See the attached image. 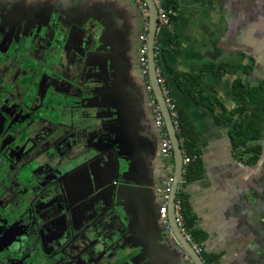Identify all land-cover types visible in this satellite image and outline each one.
Masks as SVG:
<instances>
[{"label": "crops", "instance_id": "crops-1", "mask_svg": "<svg viewBox=\"0 0 264 264\" xmlns=\"http://www.w3.org/2000/svg\"><path fill=\"white\" fill-rule=\"evenodd\" d=\"M143 1L0 0V57L43 63L17 91L35 92L58 108L66 132L59 154L51 149L46 166L39 158L35 176L26 173L20 205L23 224L30 223L32 209L37 216L28 244L38 238L53 258L84 245L85 252L73 257L80 264H192L161 221L160 191L175 173V156L168 162L161 154L158 102L140 64V37L149 31ZM154 2L169 7L168 0ZM178 5L177 22L159 27L156 46L174 50L168 29L181 43L178 61L162 59L161 70L196 151L178 192L185 233L203 249L204 262L205 256L210 264H264V136L248 143L262 147L258 157H244L229 133L240 117L228 126V112L238 107L233 82L264 86V0ZM212 64L253 70L223 77L207 72L203 93L194 96L182 88L184 75ZM15 84L0 81V88Z\"/></svg>", "mask_w": 264, "mask_h": 264}, {"label": "flooded vegetation", "instance_id": "flooded-vegetation-1", "mask_svg": "<svg viewBox=\"0 0 264 264\" xmlns=\"http://www.w3.org/2000/svg\"><path fill=\"white\" fill-rule=\"evenodd\" d=\"M10 56L14 66L8 64L6 57L0 62V81L16 83L12 90L0 88V264H80L73 257L85 252L84 245H78L77 250L66 247L57 254L56 259L53 258L56 253H49L38 238L34 239L32 246L28 244L27 240L33 239L29 234L36 229L37 216L32 209L30 221L27 222L30 223L23 224L26 210L21 209L20 205L24 201V183L28 180L25 175L32 177L35 164L30 162L32 159L27 154H22V150L24 147L26 150L33 147L36 151L40 147L42 151L48 148L51 137L46 131H40L41 126L37 121L53 109L45 105L37 93L31 92L25 96L17 91L21 81L31 82L33 75L38 74L42 61L21 58L16 54ZM3 66L10 68L5 70Z\"/></svg>", "mask_w": 264, "mask_h": 264}, {"label": "trees", "instance_id": "trees-1", "mask_svg": "<svg viewBox=\"0 0 264 264\" xmlns=\"http://www.w3.org/2000/svg\"><path fill=\"white\" fill-rule=\"evenodd\" d=\"M168 15L171 19V23H176L178 20V0H168ZM167 36L172 46L174 47L173 51H165L161 50L160 57L157 58L158 66L161 68L162 59L168 65H171L178 61L180 57V47L181 43L176 33H173L171 30H167ZM159 48V45H157ZM253 70V66H243V65H232V64H219V65H206L203 67L202 72L198 75H184L186 81L182 83V88L185 91L190 92L191 95L194 96L195 92L203 93L204 88L202 87V81L205 73H213L219 77H223L226 74H237L239 72L250 73ZM234 88V97L237 100L238 107H236L231 112H228V126H231L234 122L233 116L238 115L240 120L236 123L233 128L229 131L230 138L232 141V145L234 149L239 150L242 155L251 152H255L254 156L258 157V155L262 152L261 146L249 147L248 143L251 141H258L263 138L264 131V86L260 85L257 87H253L249 84H246L241 78H237L233 82ZM179 115V125L180 132L179 138L183 139L182 145L186 149L188 156L191 154H195L196 151L193 150V146L189 141L191 138V134L186 130L185 127V119L183 117V113L178 110ZM253 159H244V162L249 163L253 162ZM189 171V170H188ZM188 176H189V172ZM189 178V177H187ZM178 199L182 200V206L184 208L183 198L179 194ZM183 217L186 216V213L183 212ZM186 230L188 229L187 223ZM206 264H210L213 260L204 256Z\"/></svg>", "mask_w": 264, "mask_h": 264}, {"label": "water", "instance_id": "water-1", "mask_svg": "<svg viewBox=\"0 0 264 264\" xmlns=\"http://www.w3.org/2000/svg\"><path fill=\"white\" fill-rule=\"evenodd\" d=\"M148 4L149 8V31H148V60H149V76L151 80V86L153 88L154 95H156L157 102L161 108L163 113L167 130L169 132V136L172 140L173 151L175 156V173H174V181L172 184L170 197H169V214H168V224H170V228L172 229L177 241L181 245L182 249L186 252V254L190 257V259L195 264H206L204 262L201 255H199L193 248V245L188 241L185 237L183 232L181 231L180 226L175 222L176 220V199L178 197V192L180 188V183L183 181L184 177V154L182 150V144L180 142V138L178 132L175 128L174 121L170 114V111L167 107L164 95H162L161 86L158 84V76H157V59H156V36L158 29L160 27V20H159V12L160 9L154 2V0H145ZM90 66L88 65V70ZM82 79V77H81ZM87 79V78H86ZM88 80V79H87ZM87 83V81L85 80ZM77 88V87H76ZM56 90V89H55ZM57 91V90H56ZM56 93V92H54ZM58 108L53 110L50 113L43 114L41 118L37 121V124H40L41 130L46 131L48 136L51 137V143L46 150L42 151L40 147L37 151L33 149V147L28 148L27 150L25 147L22 150V154L28 155L29 158L32 159L34 164L38 163V159H44L45 166L48 164L49 155L48 154L51 149H54V152L59 154L58 148L64 144V137L66 135L65 129L63 128V118L62 114H59ZM47 115L49 116L47 118ZM58 115V116H57ZM42 133H39V135ZM43 135V134H42ZM35 172V171H34ZM32 173V177L35 176V173Z\"/></svg>", "mask_w": 264, "mask_h": 264}, {"label": "built area", "instance_id": "built-area-1", "mask_svg": "<svg viewBox=\"0 0 264 264\" xmlns=\"http://www.w3.org/2000/svg\"><path fill=\"white\" fill-rule=\"evenodd\" d=\"M142 13L144 15V17L146 19H148L149 21V8H148V4L143 1L142 2ZM159 20H160V26L169 28L171 26V19L168 15V10L167 9H160L159 12ZM140 41H141V47H140V64L142 66V69L145 73L149 72V60H148V36L147 34H143L140 37ZM161 55V51L158 47H156V59L158 57H160ZM158 65V64H157ZM157 76H158V84H160L161 86V93L162 95H164L167 107L170 111V114L172 116V119L174 121V125L177 131H179L180 129V125H179V115H178V110H177V104L174 100V98L172 97V95H170V89L168 88L167 84H166V80L163 76L162 70L161 68L158 66L157 67ZM152 86H148V91H152ZM154 114H155V124L158 127V129H160L162 131V142H161V154L164 157V159L166 161H171L174 157V151H173V145H172V140L169 136V132L167 131V127H166V123H165V119L163 116V113L161 111L160 106L158 105V103H156L155 105V109H154ZM191 162H193V158L190 156H187L184 158V165H189ZM167 172L169 171V167L166 166L165 167ZM174 181V174H170L169 177H167V180L164 183V187L163 189L160 191L163 194V198H164V205L162 206L160 213H161V218H162V224H164V226L170 230V224H168V214H169V197H170V192H171V188H172V184ZM114 185L117 184V182L113 183ZM176 220L175 222L180 226L181 231L183 232V234L185 235V237L188 239V241L191 243L192 239L191 237L187 236L185 233V228L183 225V216H182V200L180 199H176ZM192 244V243H191ZM194 250L199 254L202 255L203 249L195 244H192ZM192 264H195L192 261Z\"/></svg>", "mask_w": 264, "mask_h": 264}, {"label": "rangeland", "instance_id": "rangeland-1", "mask_svg": "<svg viewBox=\"0 0 264 264\" xmlns=\"http://www.w3.org/2000/svg\"><path fill=\"white\" fill-rule=\"evenodd\" d=\"M3 58V57H2ZM1 57H0V62H2V59ZM6 61L8 62V64H12L13 66H14V60H13V58H11V56L10 57H8L7 56V59H6ZM2 68H5V70H6V68H10V66H3ZM5 70L3 71V72H5ZM7 73V72H6ZM10 81V80H9ZM9 86V85H8ZM10 87V86H9Z\"/></svg>", "mask_w": 264, "mask_h": 264}]
</instances>
